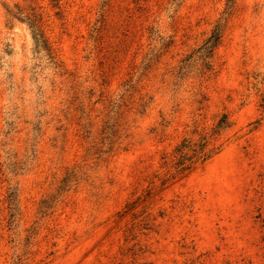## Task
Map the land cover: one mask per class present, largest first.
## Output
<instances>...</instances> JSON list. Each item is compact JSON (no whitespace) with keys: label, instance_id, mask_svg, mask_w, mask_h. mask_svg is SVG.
<instances>
[{"label":"rangeland","instance_id":"rangeland-1","mask_svg":"<svg viewBox=\"0 0 264 264\" xmlns=\"http://www.w3.org/2000/svg\"><path fill=\"white\" fill-rule=\"evenodd\" d=\"M0 264H264V0H0Z\"/></svg>","mask_w":264,"mask_h":264}]
</instances>
